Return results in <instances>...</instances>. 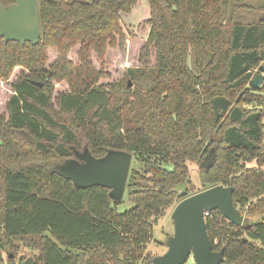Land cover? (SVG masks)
<instances>
[{
	"label": "trees",
	"instance_id": "obj_1",
	"mask_svg": "<svg viewBox=\"0 0 264 264\" xmlns=\"http://www.w3.org/2000/svg\"><path fill=\"white\" fill-rule=\"evenodd\" d=\"M138 2L38 0L37 44L0 37V78L26 69L0 114V264H151L157 222L216 185L234 186V204L249 218L238 226L209 211L221 264H264V85L251 84L262 75L264 21L241 23L233 13L225 22L224 0H147L150 33L138 64L101 82L108 49H125L132 35L122 14ZM76 47L78 62L70 58ZM50 48L58 53L51 63ZM63 81L69 89L55 95ZM81 147L95 157L133 155L123 199L53 170ZM213 147L215 163L204 169ZM125 197L132 207L122 212ZM19 242L37 253L6 260Z\"/></svg>",
	"mask_w": 264,
	"mask_h": 264
},
{
	"label": "water",
	"instance_id": "obj_2",
	"mask_svg": "<svg viewBox=\"0 0 264 264\" xmlns=\"http://www.w3.org/2000/svg\"><path fill=\"white\" fill-rule=\"evenodd\" d=\"M41 33L38 0H14L7 7L0 1V37L5 42L31 41L37 44ZM260 70L263 72L264 67ZM32 82L43 85L41 82ZM261 82L262 76H257L251 84L259 88ZM25 134L34 142L33 137ZM74 152V157L57 164L53 170L72 180L76 187L101 185L111 189L112 199H123L133 159L130 152L111 149L102 157H95L88 148L82 151L74 148ZM216 158L217 152L213 147L200 166L209 169ZM234 192V186L216 185L178 202L171 215L174 233L167 238V250L154 256L151 264H186L191 257L194 264H221L225 259V249L214 250L204 214L217 210L238 226L249 222V218L234 204Z\"/></svg>",
	"mask_w": 264,
	"mask_h": 264
},
{
	"label": "rangeland",
	"instance_id": "obj_3",
	"mask_svg": "<svg viewBox=\"0 0 264 264\" xmlns=\"http://www.w3.org/2000/svg\"><path fill=\"white\" fill-rule=\"evenodd\" d=\"M238 0H224V20L225 22L234 14L235 20L241 23H258L264 21V0H241L243 6L236 7ZM235 11V12H233ZM150 17V8L147 0H139L137 5L129 13L122 14V24L126 32H132V35H128L125 49L110 48L106 55V68L109 76L101 78V82H113L121 79L123 77L124 71L129 66H135L138 64L139 52L141 47L146 42L149 33L150 26L146 23V20ZM78 47L74 48L70 52V58L75 62H78L77 57ZM49 63L54 61L58 55L57 51L50 48L49 51ZM94 58V63L97 68L100 67V62L96 56ZM264 67V63L260 65ZM260 69V68H259ZM22 71L26 72V69L22 66L15 67L11 77L9 79L0 78V114H8L7 112V102L14 93L12 83L18 78ZM258 71V68L256 69ZM255 71V72H256ZM262 82L261 86L264 85V71L262 72ZM256 77H253V79ZM56 92L65 91L69 89L67 82H57L55 83ZM56 106V100H53ZM77 149V148H76ZM78 150H83L82 147ZM255 164H249V166H254ZM191 176L195 187L200 190V177H199V166L194 164L191 167ZM177 203L171 206L165 216L161 218L154 227V237L147 244V250L153 255H161L166 252L167 248L165 243L168 236L174 233V223L172 220V212ZM132 204L127 202L125 197L124 202L119 205L120 211L124 212L130 209ZM244 215V214H243ZM245 216V215H244ZM37 253L35 249H30L24 246L21 242L18 243L15 253L6 252L4 254L5 259L15 258L17 261L23 254L29 255ZM9 256V257H8ZM186 264H194V259L191 257Z\"/></svg>",
	"mask_w": 264,
	"mask_h": 264
},
{
	"label": "built area",
	"instance_id": "obj_4",
	"mask_svg": "<svg viewBox=\"0 0 264 264\" xmlns=\"http://www.w3.org/2000/svg\"><path fill=\"white\" fill-rule=\"evenodd\" d=\"M204 215L205 217L209 216V211H206Z\"/></svg>",
	"mask_w": 264,
	"mask_h": 264
},
{
	"label": "flooded vegetation",
	"instance_id": "obj_5",
	"mask_svg": "<svg viewBox=\"0 0 264 264\" xmlns=\"http://www.w3.org/2000/svg\"><path fill=\"white\" fill-rule=\"evenodd\" d=\"M76 150H78V149H76ZM78 151H82V150H78ZM74 155H75V152H74ZM74 157V156H73Z\"/></svg>",
	"mask_w": 264,
	"mask_h": 264
}]
</instances>
